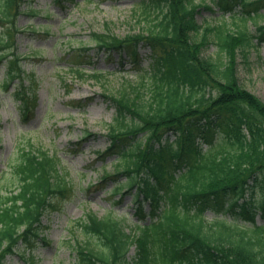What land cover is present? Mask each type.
<instances>
[{
    "label": "trees",
    "instance_id": "trees-1",
    "mask_svg": "<svg viewBox=\"0 0 264 264\" xmlns=\"http://www.w3.org/2000/svg\"><path fill=\"white\" fill-rule=\"evenodd\" d=\"M25 1L0 0V61L8 60L11 82L26 72L16 44ZM236 1L244 16L264 7V0ZM200 6L193 0H151L145 4V32L95 36L100 51H128L132 60L140 46L152 50L142 81H126L111 98L118 118L109 127V149H118L123 159L106 177L114 183L126 177L115 192L125 185L135 190L136 201L151 203L153 218L132 234L112 215L87 213L81 226L99 246L77 243V264H264V225L255 223L264 215V102L237 74L239 52L254 40L264 42V26L256 34L246 28L234 33L224 23L195 39ZM152 9L159 14L152 17ZM210 33L227 63L203 55ZM75 76L84 77L78 70ZM59 165L57 156L31 142L19 149L11 168L14 188L0 193V264L22 241L39 237L52 201L68 192L69 175ZM225 199L231 200L229 210L238 207L248 216L250 226L206 219L207 208L223 207ZM133 246L137 253L130 259Z\"/></svg>",
    "mask_w": 264,
    "mask_h": 264
},
{
    "label": "rangeland",
    "instance_id": "rangeland-1",
    "mask_svg": "<svg viewBox=\"0 0 264 264\" xmlns=\"http://www.w3.org/2000/svg\"><path fill=\"white\" fill-rule=\"evenodd\" d=\"M138 1L28 0L23 6L24 13L18 20L22 31L17 42L21 55L28 58L25 63L30 77L25 79V84L29 86L30 80L36 84V104L32 106L29 119L22 120L20 100L13 94L15 87L3 86L6 76L5 67L1 66L0 193L9 191L16 183L12 163L21 146L30 141L59 154L61 172L70 173V194L57 198L46 214L41 230L45 241L40 237L23 245L20 253L9 256L5 264H75L77 242L90 241L94 247L99 246V240L87 235L78 224L89 211L105 216L113 208L118 219H125L129 231L135 228L138 203L133 201L132 195L125 194L121 202L116 203L119 195L115 197L112 192L94 185L103 177L113 175L119 160L117 154L98 156L109 144L108 125L116 120V112L108 99L117 95L126 81H141L152 62L151 52L148 48L141 49L144 56L137 64L116 56L106 58L97 54L95 36L107 34L124 38L145 32L149 19ZM210 1L215 0H193V4L201 5L196 14L201 28L194 34L195 39H201L209 26L225 23L231 32L246 28L249 33H255L257 26L264 25V7L257 19L247 16L252 22L245 24L244 17L241 18L244 23L238 16L234 19L240 5L236 4L232 11L221 12L213 8ZM233 5L231 0L219 3L224 11ZM209 39L203 55L227 63L228 55L220 51L215 35L210 33ZM257 45L246 49L245 53L239 52L237 74L241 85L264 102V43ZM81 49L91 50L82 52L85 56L76 60L74 56ZM71 69H83L86 76L76 80ZM94 70H101L104 76L92 78ZM219 136L215 134L214 140ZM197 141H202L201 136ZM203 146L208 148L206 143ZM125 180L122 178L123 182ZM112 187L109 185L108 189ZM256 198L260 200V195L256 194ZM230 202L225 199L223 207L210 205L206 210L207 219H225L229 223L250 226L248 216L241 214L240 208L228 209ZM144 207L148 211L149 204L145 203ZM256 222L264 224V216L258 214ZM135 256L133 247L129 257Z\"/></svg>",
    "mask_w": 264,
    "mask_h": 264
}]
</instances>
